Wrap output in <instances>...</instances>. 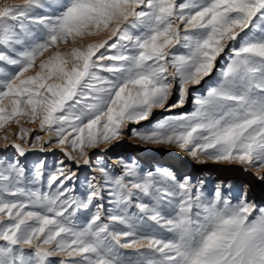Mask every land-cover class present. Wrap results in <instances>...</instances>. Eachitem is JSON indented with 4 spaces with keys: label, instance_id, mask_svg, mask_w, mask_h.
Wrapping results in <instances>:
<instances>
[{
    "label": "snow or ice",
    "instance_id": "6c2138e0",
    "mask_svg": "<svg viewBox=\"0 0 264 264\" xmlns=\"http://www.w3.org/2000/svg\"><path fill=\"white\" fill-rule=\"evenodd\" d=\"M105 32L100 43L75 46L77 38ZM69 43L70 51L59 50ZM0 48V61L15 69H0V129L24 117L39 121L56 144L70 145L69 160L85 165L91 162L86 149L148 120L174 89L179 98L170 107L182 106L189 86L209 76L227 48L217 81L195 97L190 113L131 134L186 150L200 163L203 156L264 170V0L4 3ZM28 133L21 127L16 139L28 143ZM11 147L25 155L21 144ZM59 163L42 191L43 165L29 177L18 160L0 159V264H52L54 256L65 257L57 264H264V206L246 194L233 203L217 187L206 199L190 177L144 171L121 158L123 175L99 167L114 205L102 218L104 205L94 204L101 188L90 183L86 198L73 195L65 181L75 173ZM81 210L88 219L81 221ZM129 248L134 253L120 251Z\"/></svg>",
    "mask_w": 264,
    "mask_h": 264
},
{
    "label": "rangeland",
    "instance_id": "374dc122",
    "mask_svg": "<svg viewBox=\"0 0 264 264\" xmlns=\"http://www.w3.org/2000/svg\"><path fill=\"white\" fill-rule=\"evenodd\" d=\"M23 2L24 0H0V5H3L4 3L23 4ZM180 2H183V0H177V3ZM37 11L39 13L44 12V10ZM181 27H183V25H181ZM247 31L248 29H245V32ZM109 35L110 32H105L98 36L77 38V45L75 46H86L90 43H100L107 39ZM243 35L244 33H241V36ZM113 39L115 38L113 37ZM109 43H111V41H109ZM71 47H73L71 43L68 45L62 44L59 45V50L62 52H68ZM177 49L180 52L186 51L183 48H179V46H175L172 50ZM56 50L57 49H52V52H55ZM0 51H4V49L0 48ZM104 51L105 49L100 50V52ZM50 54L51 53H46L45 58ZM97 55H99V53H97ZM229 55L230 52L226 48L225 53H222L221 56L217 57L216 67L213 68L212 73L209 76L204 77L200 84L189 86V95L182 106L175 108L170 107L172 104H175L179 98L178 92L174 89L173 95L170 96L165 108L153 109L148 120L140 121L138 123H128L122 129L123 135L118 139L111 143L101 144L97 148L86 149L91 161L89 165H85L82 159L79 160L78 164L76 160H69L64 153L66 151H71L70 145L67 142H65L64 145L56 144L55 136H49L47 134V129L44 132L39 130V121L32 124L27 122V117L21 118L20 125H17L14 121H10L3 129H0V159L18 160L25 168L26 174L29 177H31L37 167L43 165L45 184L42 191H48L46 187L47 176L60 166V161H63L65 171L68 172L70 170L72 173H75L71 179L65 181V186L73 189V195L80 197L81 199L86 198L90 191V183L101 188V198L94 200V204L104 205L105 211L102 213V218L107 215L106 210L113 208L114 205L109 203L112 197L109 195L108 187L104 185V178L99 171V167L101 165L106 166L114 176L123 175V167L118 163L121 158L128 162L136 160L134 162L144 171L166 169L169 172L172 171L171 173L178 179L190 177L194 184L200 186L206 199H212L217 187H219L222 194L226 198L231 199L233 203L246 194V198L249 201L255 203L257 206H264V180L259 179V176H264V170H260L259 173H257L255 169L248 167L247 165H242L236 162L216 163L207 160L203 156H201L200 159L204 160V163H200L198 159L193 158L186 150H181L165 144L144 143L133 137L131 134V129L145 130L155 124L158 120L167 116L190 113L195 106V97L206 95L209 87L215 84L218 78L219 69L227 63ZM103 63L108 62L103 61ZM37 64H39V61H37ZM0 69H3L6 72H12L15 70L14 66L8 65L3 61H0ZM36 71H38V68L31 70L27 75H34ZM102 74L105 76L109 75L108 73ZM21 127L29 130L28 143L16 139V135L19 134ZM37 135L42 137L39 142H35L33 139ZM5 136L8 137L7 142L3 139ZM47 141H52V143H46ZM13 142L19 143L25 148L24 156H19L16 149L11 147ZM33 143H36V147H31ZM72 155L76 156L77 153H72ZM131 155H135V157H132ZM174 164H181L182 166L175 169H167L166 165L172 167ZM61 179H63V177H61ZM53 188H55V185H53ZM94 210L95 209L93 208L92 211ZM89 216L90 214L83 210L78 213V217L81 221L88 219ZM120 251L125 254H132L135 250L129 248L121 249ZM62 259H65V257L54 256L50 258L52 264H57V262Z\"/></svg>",
    "mask_w": 264,
    "mask_h": 264
},
{
    "label": "bare ground",
    "instance_id": "6f19581e",
    "mask_svg": "<svg viewBox=\"0 0 264 264\" xmlns=\"http://www.w3.org/2000/svg\"><path fill=\"white\" fill-rule=\"evenodd\" d=\"M129 153H130V152H129ZM135 153H136V152H135ZM136 154H137V153H136ZM131 156H132V157H135V155H131ZM134 161H136V160H134ZM134 161H133V162H134ZM131 162H132V161H131ZM164 166H165V165H164ZM164 166H163V167H164ZM180 166H182V165H181V164H174V165H172V167L166 165V167H167L168 170H170L171 168H174V169H175V168H178V167H180ZM156 168H157V167H156ZM171 172H172V171H171Z\"/></svg>",
    "mask_w": 264,
    "mask_h": 264
}]
</instances>
